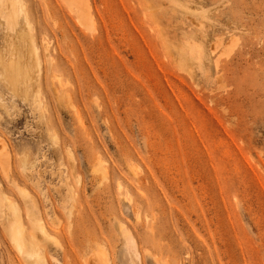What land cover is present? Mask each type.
Here are the masks:
<instances>
[{"label":"rangeland","instance_id":"1","mask_svg":"<svg viewBox=\"0 0 264 264\" xmlns=\"http://www.w3.org/2000/svg\"><path fill=\"white\" fill-rule=\"evenodd\" d=\"M42 263L264 264V0H0V264Z\"/></svg>","mask_w":264,"mask_h":264},{"label":"bare ground","instance_id":"2","mask_svg":"<svg viewBox=\"0 0 264 264\" xmlns=\"http://www.w3.org/2000/svg\"><path fill=\"white\" fill-rule=\"evenodd\" d=\"M39 228H38V230L40 233H42L44 235L47 234L46 230L43 227H39ZM10 233H11V240L14 243L18 252L25 254L29 258L32 257L35 260L34 263L35 262L40 263L43 260V256L39 252L38 247L35 246L36 243L34 244V242H33L34 237L29 234L30 236H29L28 240H26V238L24 237V234H23V226H21L20 223H18L16 226L12 227ZM27 247L29 249H27Z\"/></svg>","mask_w":264,"mask_h":264}]
</instances>
